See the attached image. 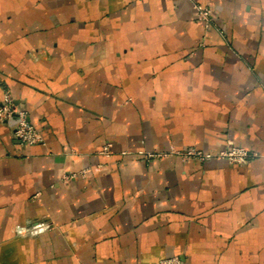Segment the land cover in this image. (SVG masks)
Segmentation results:
<instances>
[{
  "label": "crops",
  "instance_id": "1",
  "mask_svg": "<svg viewBox=\"0 0 264 264\" xmlns=\"http://www.w3.org/2000/svg\"><path fill=\"white\" fill-rule=\"evenodd\" d=\"M4 92L0 264H264V0H0Z\"/></svg>",
  "mask_w": 264,
  "mask_h": 264
},
{
  "label": "built area",
  "instance_id": "2",
  "mask_svg": "<svg viewBox=\"0 0 264 264\" xmlns=\"http://www.w3.org/2000/svg\"><path fill=\"white\" fill-rule=\"evenodd\" d=\"M204 16V15H203ZM0 121H11V130L20 143L26 145L36 144L42 141L39 131L29 122L27 112L15 105L12 96L8 92H4L0 103ZM109 145L103 147V153L106 154ZM187 157L197 159L208 158L209 154H202L199 151H189L184 154ZM219 157H224L230 164L241 165L245 164L251 154L248 150L242 147L231 146L218 154ZM178 256H172L161 259L157 264H181Z\"/></svg>",
  "mask_w": 264,
  "mask_h": 264
},
{
  "label": "rangeland",
  "instance_id": "3",
  "mask_svg": "<svg viewBox=\"0 0 264 264\" xmlns=\"http://www.w3.org/2000/svg\"><path fill=\"white\" fill-rule=\"evenodd\" d=\"M106 145H109V144H106ZM105 145V146H106ZM108 152H109V147H108V151L106 152V154H108ZM200 152V151H199ZM202 153V152H201ZM203 154V153H202ZM147 158L148 157H153V154H148L147 156H146ZM203 159H206V158H203ZM203 159H200V160H203ZM163 259H165V258H163Z\"/></svg>",
  "mask_w": 264,
  "mask_h": 264
}]
</instances>
